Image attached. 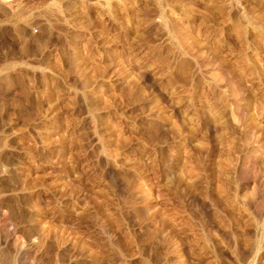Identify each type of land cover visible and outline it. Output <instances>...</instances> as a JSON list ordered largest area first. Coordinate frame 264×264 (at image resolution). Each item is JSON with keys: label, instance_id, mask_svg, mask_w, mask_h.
I'll use <instances>...</instances> for the list:
<instances>
[{"label": "rangeland", "instance_id": "obj_1", "mask_svg": "<svg viewBox=\"0 0 264 264\" xmlns=\"http://www.w3.org/2000/svg\"><path fill=\"white\" fill-rule=\"evenodd\" d=\"M0 264H264V0H0Z\"/></svg>", "mask_w": 264, "mask_h": 264}]
</instances>
